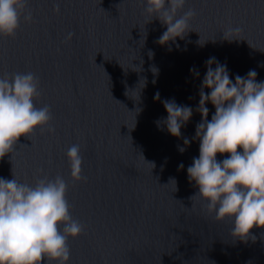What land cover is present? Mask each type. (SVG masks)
<instances>
[{
  "label": "water",
  "instance_id": "95a60500",
  "mask_svg": "<svg viewBox=\"0 0 264 264\" xmlns=\"http://www.w3.org/2000/svg\"><path fill=\"white\" fill-rule=\"evenodd\" d=\"M144 7L145 0H28L32 21L22 18L15 37L0 36V75L39 77L34 103L51 107L55 131L21 136L0 159V177L12 179L13 170L34 184L38 175L63 176L72 216L85 226L69 238L67 264H264V228L234 237L231 219L218 221L204 201L190 199L198 187L187 173L199 156L193 137L205 62L225 64L233 82L249 70L264 81V0H186L193 31L164 45L167 26ZM230 27L242 31L224 39ZM164 100L193 108L181 137L156 124L168 115ZM206 106L210 120L215 108ZM73 144L81 146L86 182L71 179Z\"/></svg>",
  "mask_w": 264,
  "mask_h": 264
},
{
  "label": "clouds",
  "instance_id": "9594fccd",
  "mask_svg": "<svg viewBox=\"0 0 264 264\" xmlns=\"http://www.w3.org/2000/svg\"><path fill=\"white\" fill-rule=\"evenodd\" d=\"M185 4L186 0H145L144 11L150 20L155 17L167 26L158 39L161 45L177 37L183 39L193 31L189 21L196 13L192 8L183 11ZM54 10L59 12L58 4ZM181 11L183 14L178 15ZM22 18L32 21L28 0H0V36L15 37ZM241 31L230 27L224 39L232 40L228 37ZM73 35L69 32L66 40ZM205 65L195 109L202 119L193 137L200 142L199 156L187 168L188 180L195 181L198 192L190 199L204 201L218 221L231 219V234L246 240L254 227L264 228V81L257 82V72L249 70L246 77L236 75L233 82L227 66L215 57ZM190 72L199 76L195 67ZM41 95L39 77L31 71L0 75V159L15 151L21 136L30 139L37 128L43 133L45 126L48 132L55 131L50 125L51 107L34 103ZM155 99H160L159 93ZM209 102L215 108L210 120ZM162 103L168 115L157 120V126L166 125L171 135L181 137V128L192 117L193 108L178 105L175 100ZM183 142L187 146L191 141L184 138ZM179 151L183 153L185 147H179ZM225 153L227 158L217 159V154ZM66 156L72 181L86 182L81 146L71 145ZM183 168L181 163L179 169ZM38 172L43 173V169ZM170 182L176 187L174 178ZM68 189L69 184L59 174L54 178L38 175L34 184L21 183L13 170L12 179L0 177V264H67L69 238H76L85 229L72 216Z\"/></svg>",
  "mask_w": 264,
  "mask_h": 264
}]
</instances>
